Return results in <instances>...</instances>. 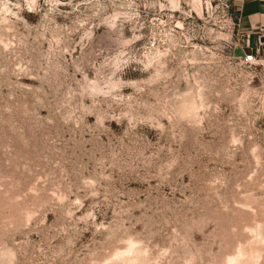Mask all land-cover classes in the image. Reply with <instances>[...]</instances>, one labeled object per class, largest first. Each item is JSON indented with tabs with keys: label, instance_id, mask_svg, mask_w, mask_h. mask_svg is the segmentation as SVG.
<instances>
[{
	"label": "rangeland",
	"instance_id": "rangeland-1",
	"mask_svg": "<svg viewBox=\"0 0 264 264\" xmlns=\"http://www.w3.org/2000/svg\"><path fill=\"white\" fill-rule=\"evenodd\" d=\"M238 7L0 0V264H264V25Z\"/></svg>",
	"mask_w": 264,
	"mask_h": 264
},
{
	"label": "crops",
	"instance_id": "crops-1",
	"mask_svg": "<svg viewBox=\"0 0 264 264\" xmlns=\"http://www.w3.org/2000/svg\"><path fill=\"white\" fill-rule=\"evenodd\" d=\"M235 1L237 2V4L240 5V7H238L237 9L242 11L245 18L252 20L255 26V23H259V25H264V22H262L264 19V0Z\"/></svg>",
	"mask_w": 264,
	"mask_h": 264
},
{
	"label": "built area",
	"instance_id": "built-area-1",
	"mask_svg": "<svg viewBox=\"0 0 264 264\" xmlns=\"http://www.w3.org/2000/svg\"><path fill=\"white\" fill-rule=\"evenodd\" d=\"M245 59H246V61L251 62V61L255 60V56H254V54L251 53V54L247 55Z\"/></svg>",
	"mask_w": 264,
	"mask_h": 264
}]
</instances>
